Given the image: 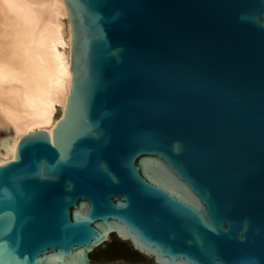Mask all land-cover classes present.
<instances>
[{
	"label": "water",
	"instance_id": "obj_1",
	"mask_svg": "<svg viewBox=\"0 0 264 264\" xmlns=\"http://www.w3.org/2000/svg\"><path fill=\"white\" fill-rule=\"evenodd\" d=\"M64 1L70 89L0 164V264H264V0Z\"/></svg>",
	"mask_w": 264,
	"mask_h": 264
},
{
	"label": "bare ground",
	"instance_id": "obj_2",
	"mask_svg": "<svg viewBox=\"0 0 264 264\" xmlns=\"http://www.w3.org/2000/svg\"><path fill=\"white\" fill-rule=\"evenodd\" d=\"M71 33L64 0H0V164L23 135L52 133L62 115Z\"/></svg>",
	"mask_w": 264,
	"mask_h": 264
},
{
	"label": "rangeland",
	"instance_id": "obj_3",
	"mask_svg": "<svg viewBox=\"0 0 264 264\" xmlns=\"http://www.w3.org/2000/svg\"><path fill=\"white\" fill-rule=\"evenodd\" d=\"M114 241H116L115 236H113L109 242H107L103 246L99 247L98 250L105 249L107 246L110 245V242H114ZM118 242L123 244L124 246L128 247L129 249L133 250V247L129 241H124V240H121L118 238Z\"/></svg>",
	"mask_w": 264,
	"mask_h": 264
},
{
	"label": "trees",
	"instance_id": "obj_4",
	"mask_svg": "<svg viewBox=\"0 0 264 264\" xmlns=\"http://www.w3.org/2000/svg\"><path fill=\"white\" fill-rule=\"evenodd\" d=\"M112 244L114 245V248H115L114 250H116L117 253H122L125 251V250H123V246L117 244L116 241H114Z\"/></svg>",
	"mask_w": 264,
	"mask_h": 264
},
{
	"label": "flooded vegetation",
	"instance_id": "obj_5",
	"mask_svg": "<svg viewBox=\"0 0 264 264\" xmlns=\"http://www.w3.org/2000/svg\"><path fill=\"white\" fill-rule=\"evenodd\" d=\"M133 250H134L133 252H136V253H138V254H142L141 252H139V251H137V250H135V249H133ZM91 258H92L93 261H96L95 258L92 256V254H91Z\"/></svg>",
	"mask_w": 264,
	"mask_h": 264
}]
</instances>
